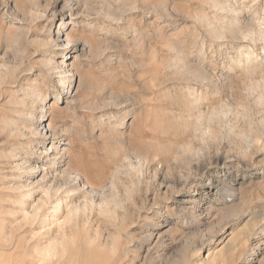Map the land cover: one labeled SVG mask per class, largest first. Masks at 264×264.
<instances>
[{
  "label": "rangeland",
  "instance_id": "1",
  "mask_svg": "<svg viewBox=\"0 0 264 264\" xmlns=\"http://www.w3.org/2000/svg\"><path fill=\"white\" fill-rule=\"evenodd\" d=\"M254 29L264 31V0H0V151H19L39 175L55 142L117 200L116 218L94 207L64 229L63 219L16 220L4 165L0 264H264V39L242 37ZM214 108L229 113L209 125ZM29 115L55 137L36 138ZM11 122L24 137L11 136ZM48 245L51 258L38 250Z\"/></svg>",
  "mask_w": 264,
  "mask_h": 264
},
{
  "label": "bare ground",
  "instance_id": "2",
  "mask_svg": "<svg viewBox=\"0 0 264 264\" xmlns=\"http://www.w3.org/2000/svg\"><path fill=\"white\" fill-rule=\"evenodd\" d=\"M215 1V0H214ZM225 2V1H224ZM255 3V2H254ZM216 4V3H215ZM231 4V2H230ZM229 4V5H230ZM228 5V3L226 4ZM234 5V4H233ZM218 8V7H217ZM228 8V7H227ZM219 9V8H218ZM224 9V8H223ZM64 10V8H63ZM222 10V8H221ZM232 10V9H231ZM68 12H70V16H72L71 14L75 11H78V7L76 8H70L69 10H67ZM235 14V13H234ZM236 15V14H235ZM239 15V14H237ZM222 17V16H221ZM237 17V16H236ZM72 18V17H71ZM220 18V17H219ZM224 18V17H223ZM226 18V17H225ZM218 19V18H216ZM227 19V18H226ZM215 20V19H214ZM237 20V18H236ZM212 21V20H211ZM235 21V18L234 20ZM233 21H230L232 22L230 25L229 23L225 20V21H220V22H223L222 24V27L224 29L228 28L230 26V28L232 29L233 28ZM219 22V21H218ZM217 22V23H218ZM219 22V23H220ZM238 22H236L237 24ZM253 23V22H252ZM215 24V23H214ZM64 25H68V22H65ZM219 25V24H217ZM211 26V25H210ZM221 26V25H220ZM215 27V26H214ZM221 27V28H222ZM238 27V26H236ZM219 28V27H218ZM216 28V29H218ZM222 28V29H223ZM235 28V27H234ZM220 30V28H219ZM218 31V30H217ZM234 31V29H233ZM227 32V31H226ZM242 32V31H241ZM77 33V32H76ZM71 34H74V31L71 32ZM215 34V33H214ZM231 34V33H230ZM242 37H246L248 36L249 39H252V41L255 42L256 39H264V31L262 30H249V32L247 33V35H245V33L242 32ZM67 35H70V33H67ZM216 35V34H215ZM224 31H219V33H217L216 35V38H218V40L220 41V38H224ZM241 35V34H240ZM56 40H52L51 39V43H53V45L56 44L58 38H59V35L58 33H56ZM71 38V37H70ZM69 36H68V40L67 42L70 43L71 40H70ZM223 40V39H222ZM248 40V39H247ZM244 41H246L244 39ZM262 41V40H260ZM258 42V40H257ZM239 56V55H238ZM247 56V55H246ZM242 57V56H241ZM242 59V58H241ZM253 60V59H252ZM192 61V60H190ZM184 64V63H183ZM260 64V63H258ZM192 65V64H191ZM243 65V64H242ZM196 66V65H194ZM8 67V66H7ZM193 67V66H192ZM202 67V66H200ZM256 67V65H253V63H251V57L248 56L247 57V60H246V65L244 66V71L245 72H251L253 71V69ZM258 67V66H257ZM178 68V67H177ZM183 68V67H182ZM203 68V67H202ZM201 68V69H202ZM242 68V67H241ZM10 69V68H9ZM180 69V68H178ZM198 69V67H197ZM204 69V68H203ZM202 69V70H203ZM13 70V69H12ZM183 70V69H182ZM194 70V69H193ZM199 70V69H198ZM200 70V71H202ZM181 71V70H180ZM190 71V70H189ZM196 71V70H195ZM193 71V72H195ZM205 71V70H204ZM178 72V71H177ZM187 72V71H186ZM199 72V71H197ZM195 72L197 75L195 78H198L199 81L200 79L201 80H204V83L205 82H208V81H205V80H209L210 78H208L207 74L209 75V72L208 73H204L201 75V72L200 73H197ZM188 73V72H187ZM203 73V72H202ZM180 74V73H179ZM189 74V73H188ZM187 74V75H188ZM7 75V73H6ZM177 75V74H176ZM190 75V74H189ZM183 76V75H181ZM213 77V76H212ZM211 81H209L210 83L212 82V79H210ZM187 81V80H186ZM214 82V81H213ZM67 84V83H66ZM31 88V87H30ZM190 89V87H189ZM192 90V89H191ZM29 91V90H28ZM190 91V90H189ZM16 92V91H15ZM30 93V92H29ZM195 93V92H194ZM192 91L190 92L191 94V100H192V104L196 107L197 106V110L199 109V111L195 110V114L196 112H200V107H202L200 105V102H199V99H198V96H196ZM34 94V93H33ZM38 94V93H37ZM31 96H32V93H31ZM35 96V101H45L47 99L46 96H44L42 93L41 94H38V95H34ZM33 96V97H34ZM15 98V97H14ZM19 100V99H18ZM21 100V99H20ZM187 100V99H186ZM16 101V100H15ZM25 102V101H24ZM23 102V103H24ZM187 103V102H186ZM259 103V102H258ZM260 103L262 105H264V95L263 97L261 96L260 97ZM19 104H22V103H19ZM187 105V104H186ZM191 105V104H190ZM189 105V107H190ZM26 106V105H25ZM193 108V106H192ZM27 109V108H26ZM196 109V108H195ZM215 109V108H214ZM213 109V110H214ZM222 109V108H221ZM226 110V109H225ZM225 110L222 109V111H218V110H214L213 112L211 111V115H206V116H209L208 117V121H205V122H208L211 123V122H214L216 119L217 121L221 118V116L223 114H225ZM26 111V110H25ZM203 111V110H202ZM223 111L225 113H223ZM227 111V110H226ZM229 111V110H228ZM227 111V112H228ZM16 113V112H15ZM18 113V112H17ZM205 113V112H204ZM229 113V112H228ZM24 114V113H23ZM194 114V115H195ZM200 113H198L199 115ZM207 114V113H205ZM210 114V113H209ZM227 114V113H226ZM33 115V114H32ZM196 116L198 118V124L197 126H199V128H204V127H201L202 126V120H203V117H202V112H201V115L199 116ZM204 116V114H203ZM229 116V115H228ZM193 118H195L194 116H192ZM191 117V118H192ZM224 117V115L222 116ZM227 117V115H226ZM10 118V117H9ZM14 118V117H13ZM12 118V120H13ZM31 118V119H30ZM35 117H30V115L28 116V121L30 123H32L31 125L29 124L28 125V128L31 126V131L32 133L34 134V136L38 139H43L46 137V133H51L53 134V131L55 130L53 128V126L51 124L49 125H43L42 123L45 122L46 120H43V119H34ZM219 118V119H218ZM8 119V118H7ZM195 119V121H196ZM205 119V118H204ZM11 120V121H12ZM22 120V119H21ZM192 120V119H191ZM222 119H220L221 121ZM18 121V120H17ZM194 121V120H192ZM219 121V123H220ZM24 122V121H23ZM187 122V121H186ZM191 122V121H190ZM197 122V121H196ZM196 122H193V123H196ZM13 122L10 123H5L6 127L9 129V132L11 133V136H13L14 138H17L19 137V139L21 137H24L25 135L23 134L22 131V127L19 128L18 126H16V124H12ZM16 123V122H15ZM26 123V121L24 122ZM189 123V122H188ZM193 123H189V125H191L192 127L194 126ZM217 123V122H216ZM218 123V124H219ZM222 123V122H221ZM220 123V124H221ZM1 124V123H0ZM4 124V123H3ZM184 124H185V121H184ZM205 124V123H204ZM207 124V126H209ZM215 124V122L213 123ZM10 125V126H9ZM187 125V126H189ZM23 126V125H22ZM26 126V125H25ZM190 126V127H191ZM207 126H205L207 128ZM34 127V128H33ZM210 127V126H209ZM212 127V126H211ZM230 128V127H229ZM26 129V127H25ZM194 129V128H193ZM208 129V128H207ZM210 129V128H209ZM215 129V128H214ZM195 130V129H194ZM206 130V129H205ZM204 130V131H205ZM212 130V128H211ZM2 131V130H1ZM26 131V130H25ZM210 131V130H209ZM211 132V131H210ZM209 132V134H211ZM28 132H26L27 134ZM197 133V132H196ZM215 133V132H213ZM55 134V133H54ZM53 134V136L55 137V135ZM202 135V134H201ZM207 135H208V132H207ZM212 136L214 134H211ZM210 135V136H211ZM32 136V135H31ZM209 137V136H208ZM203 138V137H202ZM12 139V138H11ZM24 139V138H23ZM56 139V138H55ZM8 140V139H7ZM54 140V139H53ZM13 141V140H12ZM15 141V140H14ZM17 141V140H16ZM22 141V140H21ZM26 141V140H25ZM29 141V140H28ZM8 142V141H7ZM13 143V142H12ZM27 143V142H26ZM4 144V143H3ZM2 144V145H3ZM8 144V143H7ZM29 144V143H28ZM1 145V144H0ZM9 145V144H8ZM11 145V144H10ZM13 145V144H12ZM17 145V144H16ZM14 145V146H16ZM63 145H66V146H69L68 144H63ZM29 146V145H28ZM17 148V146H16ZM27 148V147H26ZM66 148V147H65ZM65 148H62L61 146H58L55 144L52 145V147L50 148L51 149V154H47L46 155V161H45V165L43 166H47V168L44 167V169L42 171H40V174L38 175V172L39 170L37 169L38 167L37 166H33L31 163H29L28 159L26 157H21L19 151L17 150H11L10 152H5L3 151H0V168L3 167L4 165L6 164H10V165H13V168L11 171L13 173V175L9 176V175H5V177L3 178V181L4 179L6 180V183L8 184V187L6 185V183H2L4 184V186L7 188L6 190V193L9 191H12L15 196H16V199L13 200V197H12V203L14 206H16V208L14 207L12 209V211L9 213L11 216H14L17 219H19V217H21V219L27 221V223L29 222H35V223H39V226L41 225V227H48L49 224H53L54 221H57L59 222L60 219H63L58 225V227L64 229L67 224H70L72 225V222H77L79 220H81L82 218L86 217L87 220L90 219V215L93 213V210H94V207H97L99 209V211L106 215V216H110V217H115L114 216V213H115V210H112V208L110 207V204L111 202L113 203H117L116 201L117 200H108L106 199V197L104 196V194L102 193H99L97 192L93 187L92 185H90L89 181L87 180V177L83 176L80 172H78L75 168H74V165L72 162H70L73 157H71V154L70 152L72 153V151L68 150V149H65ZM7 150V149H6ZM33 151V150H32ZM21 152V151H20ZM43 154V153H42ZM42 156V155H40ZM45 157V156H44ZM43 157V158H44ZM71 157V158H70ZM31 159V158H30ZM39 159V158H38ZM68 159L70 161H68ZM128 167L130 168H133L135 165V163H133V160L132 159H129L128 158ZM41 166V165H40ZM42 168V167H40ZM6 169V168H5ZM1 172V171H0ZM9 174V173H8ZM41 177L40 179H38L37 181H33V179H35L36 177ZM1 178V177H0ZM25 181V183H24ZM5 187H4V190H5ZM1 191V190H0ZM3 192V191H2ZM1 192V193H2ZM5 193V192H4ZM1 195V194H0ZM4 195V194H3ZM1 195V197L3 196ZM37 195V198L39 197L38 200H34L36 199L35 196ZM6 196V195H5ZM11 196V195H10ZM11 198V197H10ZM3 199V198H2ZM6 199H9V198H6ZM196 200V199H195ZM194 200V201H195ZM2 201V200H1ZM35 201V202H34ZM8 202H11L10 200ZM196 202V201H195ZM11 203V204H12ZM32 203H35V205L33 204L32 206ZM98 203V204H97ZM6 204V203H5ZM8 204V203H7ZM119 204V203H118ZM3 205V204H2ZM3 207L5 206H2V209ZM8 209V207H6ZM5 208V209H6ZM0 208V213L3 214L7 211H3V213L1 212L2 210ZM187 209V208H186ZM11 210V209H10ZM114 211V212H113ZM188 213V216H194V211H191V210H187ZM7 217V215H6ZM9 217V216H8ZM116 218V217H115ZM4 219V218H3ZM21 221V220H20ZM84 221V220H83ZM82 222V221H81ZM184 222H187V220L183 221ZM37 223V224H38ZM88 223V222H87ZM54 225V224H53ZM78 225V224H77ZM37 226V225H36ZM158 225H155V228H157ZM38 227V226H37ZM79 227V226H78ZM159 227V226H158ZM2 228V227H1ZM32 228V227H31ZM4 229V228H2ZM39 229V228H38ZM34 230V228H33ZM45 230V228L43 229ZM42 230V231H43ZM60 230V229H59ZM1 231V230H0ZM51 231V230H50ZM2 234L5 232V231H1ZM46 232V230H45ZM43 233V232H42ZM62 233V232H61ZM1 234V236H2ZM60 234V233H59ZM41 235V234H40ZM50 235V234H49ZM47 234V236H49ZM158 235V234H157ZM45 236V234H44ZM53 236V235H52ZM54 237V236H53ZM153 237H154V234L151 233L148 237H144L142 238V242L144 243L145 241L146 242H152L153 240ZM163 238V237H162ZM56 239V238H55ZM235 239V238H234ZM141 243V242H140ZM55 245V244H53ZM156 245V244H155ZM240 243H238L237 245H235L233 248V251H237L240 247H239ZM33 246V245H32ZM145 247V246H144ZM143 247V248H144ZM4 248V247H2ZM137 248V247H136ZM1 249V248H0ZM8 249H13V246L9 247ZM55 249L56 247L52 245H48V246H45V247H42L39 250V253L41 254L42 252V256L44 257H47V258H51V256H54V254L56 253L55 252ZM127 249V248H126ZM138 251L142 250V246L141 248H137ZM5 250V249H4ZM35 250V249H34ZM251 250V249H250ZM117 251V249H116ZM127 252V251H126ZM125 252V253H126ZM128 254V253H127ZM126 254V255H127ZM130 260V255H127ZM133 258H136V257H133ZM128 260V259H127ZM124 263V262H123Z\"/></svg>",
  "mask_w": 264,
  "mask_h": 264
}]
</instances>
